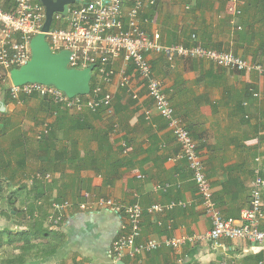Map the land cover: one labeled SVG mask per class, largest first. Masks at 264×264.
<instances>
[{
    "label": "crops",
    "instance_id": "0c3cea01",
    "mask_svg": "<svg viewBox=\"0 0 264 264\" xmlns=\"http://www.w3.org/2000/svg\"><path fill=\"white\" fill-rule=\"evenodd\" d=\"M239 1L244 11L235 17L228 11L229 0H156L153 4L146 0L140 26L163 45L190 47L199 41L250 62L264 63V53H257L264 19L257 20L255 0ZM9 5L10 0H4V8ZM122 5L127 11L130 3L122 0ZM148 58L153 75L168 90L174 116L184 122L197 142L215 204L224 216L239 218L249 205L255 158L262 157L264 169V77L252 71H230L199 58L175 56L169 61L156 53L148 54ZM108 67L113 76L103 87L113 98L120 99L123 94L121 72L138 96L132 99L126 91V102L120 105L115 98L112 113L107 108L97 112L59 110L48 98L39 96H27L21 102L0 97V147L17 145L16 151L24 147L26 152L18 182L6 187L7 192L16 191L22 183L24 188L15 195L20 200L30 199L28 180L38 172L46 186L38 204L46 213L51 201L71 202L57 230L49 229L43 219L42 228L50 234L31 240L34 248L25 255L23 264H264V247L243 239L224 238L216 243L188 240L211 227L191 171L184 160L174 159L179 146L167 121L154 110L145 81L125 60L124 53L112 59ZM252 91L262 96L254 97ZM132 100L133 104H127ZM146 111L149 119L144 117ZM45 127L49 133L39 142L37 136ZM165 182L172 184L168 191L153 189ZM100 198L123 205L138 203L144 208L173 199L189 202L186 208L144 212L141 236L136 239L137 244L147 240L184 241L175 247L162 245L139 253L126 248L120 257L110 253L126 217L122 212L95 206ZM85 202H90L91 209L78 206ZM261 203L264 229V199ZM4 220L6 227L15 226L11 229L29 230L34 225L31 219Z\"/></svg>",
    "mask_w": 264,
    "mask_h": 264
},
{
    "label": "built area",
    "instance_id": "2783aa9c",
    "mask_svg": "<svg viewBox=\"0 0 264 264\" xmlns=\"http://www.w3.org/2000/svg\"><path fill=\"white\" fill-rule=\"evenodd\" d=\"M127 11L123 10L122 0H78L69 5L68 13L62 17L55 13L51 28L46 34V41L52 53L67 50L70 52L68 67L83 69L94 64L92 75H95L94 85L86 95H75L69 98L63 91L52 85L41 83H24L14 85L9 78V71L26 64L31 57L30 40L40 32L45 20L44 6L40 0H10L8 8H4V0H0V89L4 86L8 90L11 101L21 102L27 96L48 98L59 107L82 111L96 112L100 107H107L112 113V99L110 92L103 85L109 83L113 71L108 67L109 62L124 53L125 60L131 63L135 73L145 81L147 95L153 102L156 113L167 121L175 142L179 146V153L174 159H182L191 171L192 180L200 194L203 213L211 223L210 229L200 235L188 238L192 241L209 239L217 242L220 239H243L252 244L264 247V229L260 228L263 220L262 196L264 194V177L262 176V157L256 159L253 168L249 205L241 211L240 217L235 219L225 217L217 209L213 199L210 179L205 165L198 153V145L184 122L174 116L168 90L164 82L152 73L148 54H162L171 61L175 56L199 58L213 62L216 66L230 71L257 73L264 77V63L250 62L246 58L227 51H220L204 46L194 41L190 47L183 44L163 45L157 36H150L140 26V15L146 0H128ZM151 4L156 0H148ZM228 11L235 17L241 14L239 0H229ZM95 72V73H94ZM119 85L124 87L132 99H138L137 93L129 85L128 78L121 72ZM251 90V89H250ZM254 97L262 96L253 92ZM247 103L244 102V105ZM146 119L150 118L149 111L145 112ZM117 126V125H115ZM48 128L42 131L47 133ZM41 134L37 136L39 139ZM34 179L44 180L38 172L29 177L32 185ZM171 183L154 186V190L168 191ZM176 186H180L179 180ZM95 206L110 210L117 214L123 213L126 223L121 226L120 234L112 242L110 253L119 256L126 248L132 252H146L157 249L162 245L175 247L184 240L167 239L147 240L140 244L136 239L141 236V221L144 212L163 213L175 208H186L189 202L185 200H170L166 204L153 203L144 208L138 203L123 205L111 198L96 200ZM82 210L91 209L90 202L78 205ZM47 212V225L51 230H57L64 221L66 211L71 207L68 200L51 201ZM37 215V214H36Z\"/></svg>",
    "mask_w": 264,
    "mask_h": 264
},
{
    "label": "trees",
    "instance_id": "16d2710c",
    "mask_svg": "<svg viewBox=\"0 0 264 264\" xmlns=\"http://www.w3.org/2000/svg\"><path fill=\"white\" fill-rule=\"evenodd\" d=\"M254 7L259 9L258 14L256 15L257 20H263L264 19V0H255ZM241 8L242 7L240 6V9ZM243 11L244 10L241 9V14L239 16L242 15ZM244 24H247V22H245ZM243 33L247 34V32L245 31H243L242 34ZM259 37H260V41H259L257 53L261 54V52L264 53V34L260 33ZM94 81H95V75L93 74L91 81H90L91 88L94 85ZM122 91H123V94L120 97V99L117 96L115 97L117 99L118 105L126 102L124 100L125 99L124 96H126V89L122 87ZM0 97H3L4 99H10L8 90L4 86L0 89ZM115 98L112 99L111 107L114 106ZM133 102L134 101L132 100V101L127 102V104L130 105V104H133ZM53 105H55L57 109L60 108L56 104H53ZM106 108L107 107H100L98 110L100 109L104 110ZM48 133H49V129L47 130V133H41V137L38 139V141L41 142L43 139H45ZM17 148H18L17 145H10L8 147L6 146L5 148L3 146L0 147V216H3L6 220L15 219L14 221L16 222L19 220L27 221L28 219H31V220H34L33 221L34 225H32V228L28 227L29 230L20 229V228L11 229L8 227H4L2 228V230H0V248L5 249V252H6L5 255L0 254V264H23L25 261V258L27 257L25 255L28 254V252L30 251V248L31 249L34 248V246L31 247V244H30L31 240L32 239L36 240L39 237H45L48 234H50L48 230L42 228V221L44 218L47 217V213H46V210L44 211V209L41 207L42 204L41 205L38 204L39 199L43 196V191L46 190L45 189L46 186L42 184L44 180H40V179L33 180L31 188L28 191L32 195L31 198L29 196L30 199L23 198L22 200H20L19 195H15L17 191L24 188L23 186L24 184L22 183H21L22 185L20 184L19 188H17L16 191L7 192L6 190V187L10 188V186L13 187L14 185L17 184L18 181L16 180V178H18V175H19L18 170L19 169L23 170L24 168L23 162L25 160V155H24V153H26L25 149L23 147L21 148L22 149L21 151H16L15 149ZM13 162L16 163V166L13 165ZM252 176H253V171H252ZM262 176L264 177V169L262 171ZM41 190L43 191L41 192ZM199 197H200V194H199ZM263 199H264V194L262 196V202H263ZM56 201H59V200H56ZM12 210L14 212H11ZM17 225L18 227H20L18 223ZM260 228L263 229L261 225H260ZM40 232L41 233L43 232V235H41ZM10 251H13V252H10ZM15 251H18L19 253H15Z\"/></svg>",
    "mask_w": 264,
    "mask_h": 264
},
{
    "label": "water",
    "instance_id": "95a60500",
    "mask_svg": "<svg viewBox=\"0 0 264 264\" xmlns=\"http://www.w3.org/2000/svg\"><path fill=\"white\" fill-rule=\"evenodd\" d=\"M45 10V20L40 32L30 40L31 57L29 61L9 71V78L14 85L41 83L52 85L63 91L69 98L86 95L90 92V81L94 64L83 69L68 67L70 52L61 50L52 53L46 41V34L51 28L53 16L62 17L68 13L69 5L78 0H40ZM116 264H123L117 261Z\"/></svg>",
    "mask_w": 264,
    "mask_h": 264
},
{
    "label": "rangeland",
    "instance_id": "374dc122",
    "mask_svg": "<svg viewBox=\"0 0 264 264\" xmlns=\"http://www.w3.org/2000/svg\"><path fill=\"white\" fill-rule=\"evenodd\" d=\"M237 17H238V16H237ZM35 173H36V172H35ZM35 173H33V174H35ZM5 224H6V223H5L4 217H3V216H0V230H2V228L6 227ZM8 226H9V225H8ZM8 228H9V227H8ZM10 228H15V226H14V225H11ZM1 239H2V237H1ZM0 254L5 255V254H6L5 249L0 248Z\"/></svg>",
    "mask_w": 264,
    "mask_h": 264
}]
</instances>
